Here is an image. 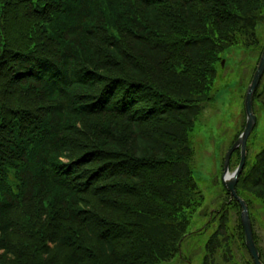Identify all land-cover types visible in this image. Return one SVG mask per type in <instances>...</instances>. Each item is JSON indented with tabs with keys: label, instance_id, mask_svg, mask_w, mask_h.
Wrapping results in <instances>:
<instances>
[{
	"label": "trees",
	"instance_id": "1",
	"mask_svg": "<svg viewBox=\"0 0 264 264\" xmlns=\"http://www.w3.org/2000/svg\"><path fill=\"white\" fill-rule=\"evenodd\" d=\"M262 22L264 0H0V264H192L195 125L221 53L242 45L259 61ZM245 163L235 186L264 262V147ZM222 186L197 230L213 231L201 264H256Z\"/></svg>",
	"mask_w": 264,
	"mask_h": 264
},
{
	"label": "rangeland",
	"instance_id": "2",
	"mask_svg": "<svg viewBox=\"0 0 264 264\" xmlns=\"http://www.w3.org/2000/svg\"><path fill=\"white\" fill-rule=\"evenodd\" d=\"M257 30L261 40L263 38L264 41V22L257 26ZM221 54L224 58L221 61L222 66L218 69L219 77L212 92L215 99L210 101L199 116L194 130L196 135L193 137L196 154L192 162L193 175L196 177L204 200L199 208L203 211L192 217L188 231L193 233L182 242L184 254H192V264L202 263L206 241L213 232L211 228L204 232L197 230L204 226L208 213L214 211L223 202V160L225 152L231 147L229 145L237 129L247 120L243 108L245 95L242 91H246L251 82L252 70L257 64L259 52L251 51L242 45H232ZM255 110L258 111L257 125L247 140L249 141L247 156L250 164L255 161L258 151L264 147V113L259 107ZM235 162L236 156L231 160L233 164L231 172L237 167ZM252 215L254 229L264 246V207L260 202L254 205ZM233 219L236 222L237 216ZM161 264H188V262L173 259Z\"/></svg>",
	"mask_w": 264,
	"mask_h": 264
},
{
	"label": "water",
	"instance_id": "3",
	"mask_svg": "<svg viewBox=\"0 0 264 264\" xmlns=\"http://www.w3.org/2000/svg\"><path fill=\"white\" fill-rule=\"evenodd\" d=\"M258 66L254 71V76L250 84L248 85V89L245 94L244 108L246 109V125L244 127V131L242 134L234 141L233 145L226 151V155L223 161L224 170H223V184L226 186L227 190L231 193V195L237 198L240 202L242 212L241 219L243 228L245 229V240L248 250L251 252L253 260L256 264H264L260 257V251L258 250L256 241L254 240L253 229H252V221L249 215V207L247 202L243 197L238 195L236 189V183L241 175L242 170L245 167V161L247 157V139L252 133L255 124L257 122L256 114L253 108V100H254V91L256 90L258 83L263 76L264 73V49L261 55V58L258 62ZM240 149L241 158L239 161V165L235 168L233 172H230V159L231 156L236 149Z\"/></svg>",
	"mask_w": 264,
	"mask_h": 264
},
{
	"label": "bare ground",
	"instance_id": "4",
	"mask_svg": "<svg viewBox=\"0 0 264 264\" xmlns=\"http://www.w3.org/2000/svg\"><path fill=\"white\" fill-rule=\"evenodd\" d=\"M246 122H247V120H246ZM245 125H246V123H245ZM245 127V126H244Z\"/></svg>",
	"mask_w": 264,
	"mask_h": 264
}]
</instances>
